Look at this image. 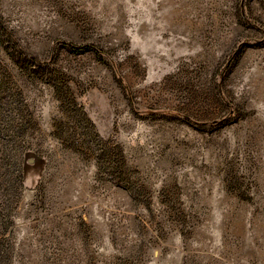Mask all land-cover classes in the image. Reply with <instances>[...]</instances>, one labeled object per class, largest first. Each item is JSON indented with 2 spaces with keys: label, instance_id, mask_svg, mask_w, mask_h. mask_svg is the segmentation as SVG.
I'll return each mask as SVG.
<instances>
[{
  "label": "rangeland",
  "instance_id": "1",
  "mask_svg": "<svg viewBox=\"0 0 264 264\" xmlns=\"http://www.w3.org/2000/svg\"><path fill=\"white\" fill-rule=\"evenodd\" d=\"M0 85V264H264V0H0Z\"/></svg>",
  "mask_w": 264,
  "mask_h": 264
},
{
  "label": "trees",
  "instance_id": "2",
  "mask_svg": "<svg viewBox=\"0 0 264 264\" xmlns=\"http://www.w3.org/2000/svg\"><path fill=\"white\" fill-rule=\"evenodd\" d=\"M1 31H3L4 39H5V49L8 50V52L11 54L12 57H14L17 61V63L23 67L31 69V71L39 75V77L43 78L45 75V67H43L41 64H35V62L29 58H22L21 54L22 51L18 45H16V42L14 41L13 37L11 36V33L6 29V28H1ZM99 53V52H98ZM5 85V83H4ZM2 84V87L4 86ZM1 86V85H0ZM56 92L61 93L60 87L55 85ZM4 90L0 92V131L6 132L4 134L3 139H9L11 138V134L13 133L14 129H19L20 130V125L16 123L15 120L9 119L6 117V111L4 109V103L1 102L6 97V94L3 93ZM5 95V96H4ZM64 101L65 106H69L70 109L75 111L76 113L79 114V120L85 125V126H91L94 127L93 124L89 121V119L86 117V113L83 110V105L76 103L74 100L73 101ZM12 100H9V105L8 107L11 108ZM8 107L6 110H8ZM72 107V108H71ZM81 115V116H80ZM24 126V124H23ZM94 138L97 140L96 146L97 148L93 150V154L96 155L97 162L100 166V169L105 171L109 178L115 181V183L128 190L132 194L136 195V191L133 188V184L129 182L126 178H124V164L118 165L116 161L113 160V155H111V150L98 138V135H95ZM15 142V140H14ZM19 181L22 183V174L19 169V175H18Z\"/></svg>",
  "mask_w": 264,
  "mask_h": 264
}]
</instances>
